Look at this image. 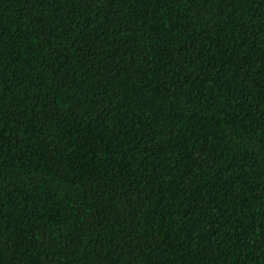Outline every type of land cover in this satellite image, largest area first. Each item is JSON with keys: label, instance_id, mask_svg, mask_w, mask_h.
<instances>
[{"label": "trees", "instance_id": "obj_1", "mask_svg": "<svg viewBox=\"0 0 264 264\" xmlns=\"http://www.w3.org/2000/svg\"><path fill=\"white\" fill-rule=\"evenodd\" d=\"M0 264H264V0H0Z\"/></svg>", "mask_w": 264, "mask_h": 264}]
</instances>
